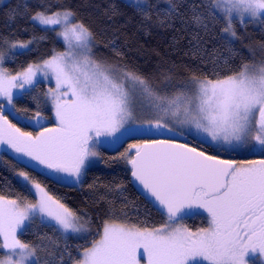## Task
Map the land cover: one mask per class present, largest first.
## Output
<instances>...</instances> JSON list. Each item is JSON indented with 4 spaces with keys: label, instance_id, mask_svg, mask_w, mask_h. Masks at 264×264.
<instances>
[{
    "label": "snow or ice",
    "instance_id": "snow-or-ice-1",
    "mask_svg": "<svg viewBox=\"0 0 264 264\" xmlns=\"http://www.w3.org/2000/svg\"><path fill=\"white\" fill-rule=\"evenodd\" d=\"M166 3L156 22L172 26L179 20L189 28L193 55L205 52L202 33L217 24L231 37L237 36V23L264 24V0H199L187 8L184 0ZM132 6L152 20L148 0H132ZM75 17L70 8L32 14L42 29L58 32L67 50L16 75L4 67L5 59L32 41L0 39V152L11 150L17 164L37 162L79 185L91 158L99 155L101 137L120 143L127 142L123 137L139 139L121 157L131 166L141 195L165 219L148 227L124 208L114 210L109 200L108 218L94 229L87 213L78 214L19 171L25 190L38 192L39 199H12L0 189V250H7L0 264H264V158L238 162L220 156L244 150L264 157V59L224 72L228 60L223 54L207 53L211 68L190 71L178 82L163 73L156 83L120 63L119 52L116 61L97 58L94 33ZM37 73L55 79L49 94L57 123L44 126L37 111L31 119L42 130L33 135L9 116L23 118L27 110L17 107L13 89H34ZM123 188L110 191L134 208ZM200 210L208 214V226L192 231L183 221ZM37 221L60 237L71 233L90 238V244L78 245L74 257L58 239L22 241L17 233Z\"/></svg>",
    "mask_w": 264,
    "mask_h": 264
},
{
    "label": "trees",
    "instance_id": "trees-1",
    "mask_svg": "<svg viewBox=\"0 0 264 264\" xmlns=\"http://www.w3.org/2000/svg\"><path fill=\"white\" fill-rule=\"evenodd\" d=\"M148 2L152 5L149 10L151 21L146 20L139 10L124 0H8L7 3L0 5V39L39 41L32 49L15 55L11 61L5 63V68L10 73L17 74L24 71L29 64L49 59L53 54L66 50L57 31L42 29L31 20V15L35 12L46 9L56 11L62 8L72 9L76 13L75 19L83 22L94 33L93 50L97 58L116 61L115 53L119 52L120 63L156 83H159L163 73L170 72L178 82L186 79L190 71L211 68L207 53L223 54L228 60V67L224 72H227L228 68H238L242 63L251 64L264 57V24L257 28L252 23L237 25L236 37L223 33L220 30L221 26L217 24L210 32L202 33L204 43L201 47L205 52L193 55L189 28L179 20L174 21L172 26L159 25L156 22V15L158 12L163 14L166 8L160 1ZM192 3H199V0H184V7L187 8V5ZM50 89H55L54 85L44 82H39L34 89H29L28 93L14 100L18 108L27 110L20 114L23 118L18 120L9 116V119L22 131L36 135L42 128L31 118L39 111L43 118L41 123L50 128L55 127L57 122L49 94ZM0 103H4L2 97ZM4 108L7 111L8 105L4 104ZM139 142V139L127 138L126 143L113 148L100 145V163L87 170L83 182L79 185L75 182L71 185L56 182L38 168L37 162H29L28 167L17 164V156L6 149V153L0 152V189L9 198L15 199L17 195H22L29 202L35 203L37 196L25 190L24 185L15 177L19 171H25L41 183L49 194L61 199L69 208L78 214L87 213L85 219H91L94 229L99 228L101 221L108 218L109 200L115 204L114 210L124 208L133 215V219L145 221L148 227H158L165 217L134 188L130 177L131 166L121 157V153L128 149L130 144ZM201 147L210 150L208 145ZM229 154L231 153H220L226 158ZM235 156L239 160L247 158ZM116 185L124 186L123 195L135 206L134 208L131 205L125 207L122 199L116 198L117 193L110 191ZM184 224L193 230L208 226L206 218L201 216ZM41 237L58 239L61 247L67 244L68 251L74 257L77 255L78 245L90 243V238L80 242L69 241L60 237L54 228L41 225L38 221L20 235L22 241L30 243L38 242ZM2 256L3 252L0 250V257Z\"/></svg>",
    "mask_w": 264,
    "mask_h": 264
},
{
    "label": "rangeland",
    "instance_id": "rangeland-1",
    "mask_svg": "<svg viewBox=\"0 0 264 264\" xmlns=\"http://www.w3.org/2000/svg\"><path fill=\"white\" fill-rule=\"evenodd\" d=\"M124 1H126V2H128V3H130V4H132V0H124ZM148 1H149V0H148ZM154 1L157 2V3H159V1H160L161 4H162L165 8H167L166 0H154ZM7 2H8V0H0V5H3V4H5V3H7ZM250 23H252V25H255L256 28L262 26V24H261V23H258V22H250ZM237 25H239V24H238V23L235 24L234 27L236 28ZM239 26H241V25H239ZM56 27H57V29H59V26H56ZM57 35H58V32H57ZM58 37L63 41V39H62L59 35H58ZM29 41H32V43H30V44L28 45V48H27V49H20V50L18 51V53H21V52H24V51H27V50L32 49V48L36 45V43L39 41V39H32V40H29ZM27 42H28V41H26L25 43H27ZM63 43H64V45H65V49L67 50V45H66V43H65L64 41H63ZM66 50H64V51H66ZM18 53H17V54H18ZM17 54H16V55H17ZM14 57H15V56L6 58V59H5V62H4V67H5V63L11 61ZM261 59H264V57L260 58L257 62H259ZM41 62H42V61H41ZM257 62H253V63H251V64H249V65H252V64L257 63ZM38 63H40V62H38ZM34 64H36V63H34ZM11 74H12V73H11ZM12 75H16V74H12ZM37 80H38V83H39V82H44V83H46V84H52V85H54V87H55V79L52 78V77L45 78V77L42 76L40 73H37ZM26 87H28L29 89L32 88L31 86H26ZM13 93H14V100H16L17 98L22 97L23 94H24L25 92H24V90H22V89H13ZM116 135H117V136H120V133H117ZM165 135H168V134L166 133ZM189 138L191 139V137H189ZM100 139H101V141H102V143H101L100 145H102V146H106V147H108V148H113V147H115V146L121 144L120 142H111V138H109L107 141L105 140L104 137H101ZM122 139L127 140V137H123ZM100 145L97 147V151H98L99 155H98L97 157H95V158H91V162L88 164L87 170H88L89 168L94 167V166H96V165H98V164L100 163V149H99V148H100ZM134 151H135V149H132V150H131V152H134ZM227 153H235V154H237V155H239V156H245V157H247V158H249V157H248L249 154H252V152H248V151H244V150L236 151V152H227ZM255 154H259V153L257 152V153H255ZM247 158H246V159H247ZM246 159L243 160V161H246ZM254 159H255V160H258V159H261V158H256V157H254V158H251L250 160H254ZM37 165H38V168L41 169V171H42L46 176L50 177L51 179L55 180L56 182H57L58 176L63 177V179H61L58 183H61V184H64V185H71V184L74 183V177L69 176V175L66 174V173L56 174V173L52 172L51 170H47V169H45L43 166H41V165H39V164H37ZM87 170H86V172H87ZM85 175H86V174H85ZM85 175L83 176L81 183L83 182V180H84V178H85ZM15 177H16L17 180H19V181L21 182V184H23V185L25 184V181H23V178L18 177V176H17V173L15 174ZM34 194L37 196V201H38V199H39V193H38V192H34ZM37 201H36V202H37ZM36 202H35V203H36ZM197 216H201V217L206 218V220H207V222H208V214H207L206 212H204L203 210H200V214H199V215H196L195 217H197ZM195 217H194V218H195ZM194 218H193V219H194ZM188 220H192V219H188ZM188 220H185V221H188ZM38 222H39V221H38ZM184 225H185L187 228H189L186 224H184ZM189 229H190V228H189ZM190 230H192V231H197V230H193V229H190ZM17 235H18V237L20 238L21 233L18 232ZM66 239L69 240V241L71 240V241H73V242H80V241H86V240H88V239H81L79 236L74 235V234H71V233L68 234V236L66 237ZM1 251L3 252V256L0 257V258H5V257H4V253L7 252V250H1Z\"/></svg>",
    "mask_w": 264,
    "mask_h": 264
},
{
    "label": "water",
    "instance_id": "water-1",
    "mask_svg": "<svg viewBox=\"0 0 264 264\" xmlns=\"http://www.w3.org/2000/svg\"><path fill=\"white\" fill-rule=\"evenodd\" d=\"M131 177V182H132V185L134 186V188L138 191V193L141 195V186L138 184V182H136L134 180V178L132 176ZM143 198H145L147 201H149L144 195H141ZM150 202V201H149ZM151 203V202H150ZM152 204V203H151ZM153 205V204H152ZM155 208V207H154ZM156 209V208H155ZM161 213V212H160ZM196 215H189L185 218V220H188V219H193ZM90 244V243H87V245Z\"/></svg>",
    "mask_w": 264,
    "mask_h": 264
},
{
    "label": "flooded vegetation",
    "instance_id": "flooded-vegetation-1",
    "mask_svg": "<svg viewBox=\"0 0 264 264\" xmlns=\"http://www.w3.org/2000/svg\"><path fill=\"white\" fill-rule=\"evenodd\" d=\"M231 154H234V155H231ZM231 154H229L228 155V157L226 158V157H222L221 155V158H223V159H234V160H236V161H243V160H239L235 155H237V154H235V153H231ZM249 158H247L246 160H250L251 158H254V157H256V158H264V157H261V155L260 154H255V153H252V154H249V156H248ZM184 223L186 222L185 220L183 221Z\"/></svg>",
    "mask_w": 264,
    "mask_h": 264
}]
</instances>
